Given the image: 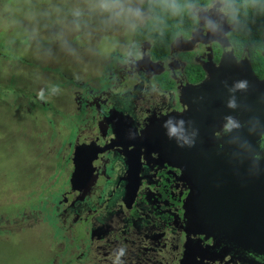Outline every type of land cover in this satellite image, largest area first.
Instances as JSON below:
<instances>
[{"label": "flooded vegetation", "instance_id": "1", "mask_svg": "<svg viewBox=\"0 0 264 264\" xmlns=\"http://www.w3.org/2000/svg\"><path fill=\"white\" fill-rule=\"evenodd\" d=\"M147 1L106 81L74 90L81 116L74 140L64 143L69 163L48 203L59 219L56 246L66 264H264V248L247 247L232 216L226 224L216 218L236 211L220 200L224 209L200 203L187 158L164 144L166 124L216 141L241 125L226 105L227 69L239 76L233 92L240 100L255 81L247 76L264 79V0H183L175 35L162 47L136 33L148 23ZM251 107L241 104L238 114L257 113Z\"/></svg>", "mask_w": 264, "mask_h": 264}, {"label": "rangeland", "instance_id": "2", "mask_svg": "<svg viewBox=\"0 0 264 264\" xmlns=\"http://www.w3.org/2000/svg\"><path fill=\"white\" fill-rule=\"evenodd\" d=\"M143 1L0 0V264L67 263L48 203L81 116L74 90L106 81Z\"/></svg>", "mask_w": 264, "mask_h": 264}, {"label": "water", "instance_id": "3", "mask_svg": "<svg viewBox=\"0 0 264 264\" xmlns=\"http://www.w3.org/2000/svg\"><path fill=\"white\" fill-rule=\"evenodd\" d=\"M227 70L231 76L226 80L230 85L225 88L231 92V98L225 99L226 105L241 125L216 141L214 137L188 135L185 124L181 127L166 124L164 144L187 158V165L190 164L197 176L195 192L200 203L210 201L215 209H224L216 203L220 200L226 204L225 210L236 211L232 215H216V218H223L222 223L226 224L227 217L232 216L229 222H238L237 232H240L241 240L255 251L264 248V79L259 81L247 76V80L255 81H248L245 95L240 100L239 94L233 92L239 89V76L231 67ZM249 70L253 75L250 67ZM240 103L250 108L252 105L257 113L240 116ZM220 145L225 150H221ZM78 154L76 149L73 154L76 172L83 168ZM82 160L85 161V157ZM221 193L227 196L217 197ZM240 225L244 227L239 229Z\"/></svg>", "mask_w": 264, "mask_h": 264}, {"label": "trees", "instance_id": "4", "mask_svg": "<svg viewBox=\"0 0 264 264\" xmlns=\"http://www.w3.org/2000/svg\"><path fill=\"white\" fill-rule=\"evenodd\" d=\"M183 0H148V23L143 28H137V35L143 39L156 41L157 46H168L172 37L175 35L177 20L181 16L180 12L184 8L181 6ZM240 6V4H237ZM241 7V6H240ZM248 7V6H247ZM244 12V11H243Z\"/></svg>", "mask_w": 264, "mask_h": 264}, {"label": "clouds", "instance_id": "5", "mask_svg": "<svg viewBox=\"0 0 264 264\" xmlns=\"http://www.w3.org/2000/svg\"><path fill=\"white\" fill-rule=\"evenodd\" d=\"M241 86H242V85H241ZM40 95L42 96V94H40ZM230 106H232L231 103H230ZM121 254H123V250H121Z\"/></svg>", "mask_w": 264, "mask_h": 264}]
</instances>
